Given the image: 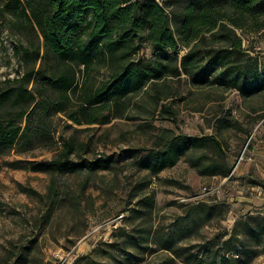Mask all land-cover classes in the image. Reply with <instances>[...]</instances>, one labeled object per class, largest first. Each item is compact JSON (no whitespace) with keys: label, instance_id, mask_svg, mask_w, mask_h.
<instances>
[{"label":"rangeland","instance_id":"1","mask_svg":"<svg viewBox=\"0 0 264 264\" xmlns=\"http://www.w3.org/2000/svg\"><path fill=\"white\" fill-rule=\"evenodd\" d=\"M158 1L171 10L176 0ZM237 32L243 47L258 57L263 67L264 32ZM17 39L18 35L0 20V88L25 72L23 60L14 52ZM136 45L133 60L153 55L145 41L137 40ZM185 51V47L180 48L181 53ZM47 64L50 73L52 63ZM72 68L77 88L69 91L65 110L79 113L83 86L100 85L109 71L97 62L88 72L82 65ZM162 84L158 106L154 99L157 89L150 84L120 108L113 102H99L97 110L111 117L106 123L76 124L63 111L43 115L38 108L31 118L33 145L21 152L15 146H0V264H55L53 253L69 249L75 253L71 264H208L209 258L217 263L221 252L237 257L235 264H264V242L252 239L244 249L241 233L244 218L264 213L256 189L247 187L262 181L260 176L253 169L241 176V167L248 159L253 163L263 159L264 136L259 123L248 136L233 128L223 130L231 172L227 177L201 175L184 158L157 174L135 164V160L146 157L145 147L151 146L156 134L213 133L217 119L230 115L246 124L248 106H257L264 97L253 96L246 104L237 90L216 83L200 86L184 73ZM41 92L52 100L60 90L43 81ZM161 103L170 105L175 115L159 112ZM71 136L89 144L85 151H77L75 158L87 161L106 154L114 161L97 169L76 206L70 200L60 205L42 227L38 218L44 208L37 196L24 189L45 193L50 175L17 164L51 159L61 142ZM59 181L75 190L81 178L63 175ZM204 187L216 192L200 195ZM247 191L251 193V208L237 206L239 212L235 213L230 198L242 197ZM215 203L222 205L214 207ZM35 237L26 260L23 254L7 259L10 249ZM211 251H215L212 258L208 256Z\"/></svg>","mask_w":264,"mask_h":264},{"label":"trees","instance_id":"2","mask_svg":"<svg viewBox=\"0 0 264 264\" xmlns=\"http://www.w3.org/2000/svg\"><path fill=\"white\" fill-rule=\"evenodd\" d=\"M0 20L18 35L14 52L26 67L22 76L8 79L0 88V146H15L20 152L33 145L31 118L38 108L43 115L63 111L76 124L106 123L111 117L97 110L99 102H113L120 108L150 84L157 89L154 99L158 106L162 82L182 73L200 86L216 83L235 89L246 104L253 96L264 97V66L243 47L237 32H264V0H176L171 10L158 0H0ZM137 40L145 41L153 55L133 60ZM181 47L186 51L181 53ZM47 62L52 63L50 73ZM96 62L105 65L108 77L96 87L83 86L79 113L66 111L68 93L77 88L73 65H82L88 72ZM43 81L59 88L55 99L43 96ZM159 106V112L175 115L170 105ZM248 110L246 124L233 115L219 117L213 133H158L151 146L145 147L146 157L135 164L157 174L184 158L201 175L227 177L230 165L223 130L233 128L248 136L257 123L264 127V100ZM88 147L71 136L61 142L51 159L17 164L50 175L45 193L24 189L37 196L44 208L38 218L42 227L60 205L70 200L76 206L97 169L113 163L106 154L87 161L75 158L77 151ZM71 174L81 178L75 190L59 181L60 176ZM242 226V248L252 239L264 242V213L244 218ZM146 230L149 235L151 227ZM36 240L14 246L7 259L23 254L26 260ZM211 252L208 256L212 258L215 251ZM236 260L221 252L217 263L210 258L207 263L235 264Z\"/></svg>","mask_w":264,"mask_h":264},{"label":"crops","instance_id":"3","mask_svg":"<svg viewBox=\"0 0 264 264\" xmlns=\"http://www.w3.org/2000/svg\"><path fill=\"white\" fill-rule=\"evenodd\" d=\"M260 130L262 131V136H264V127L262 125H259ZM263 159H248L245 164L241 167V176L244 175V173H248L251 169L254 170L255 174L260 176V179L262 181H258L260 184L251 183L247 187L249 189H256L257 191V200L260 202L261 206L264 207V155H262ZM251 161V162H250ZM252 198L251 193L246 192V195H243L242 197H235L230 198V206L235 209V213H238L239 211L236 209L238 207H242V210H249L251 208ZM238 206V207H237ZM263 211V210H262Z\"/></svg>","mask_w":264,"mask_h":264},{"label":"built area","instance_id":"4","mask_svg":"<svg viewBox=\"0 0 264 264\" xmlns=\"http://www.w3.org/2000/svg\"><path fill=\"white\" fill-rule=\"evenodd\" d=\"M231 174V172L229 173V175ZM228 175V176H229ZM216 189H206V187H204L202 189V192L200 193V195H207L209 193L212 192H216ZM212 193V194H214ZM75 253L73 249H69L67 251H55L53 253V258L55 259V264H71L72 260L74 259Z\"/></svg>","mask_w":264,"mask_h":264}]
</instances>
